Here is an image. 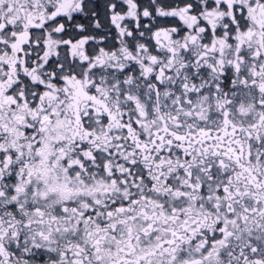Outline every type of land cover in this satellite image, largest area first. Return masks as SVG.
<instances>
[{
	"label": "snow or ice",
	"instance_id": "obj_1",
	"mask_svg": "<svg viewBox=\"0 0 264 264\" xmlns=\"http://www.w3.org/2000/svg\"><path fill=\"white\" fill-rule=\"evenodd\" d=\"M0 264H264V0H0Z\"/></svg>",
	"mask_w": 264,
	"mask_h": 264
}]
</instances>
